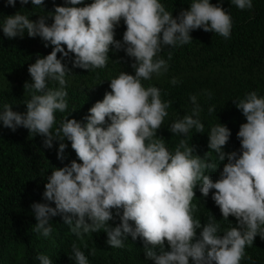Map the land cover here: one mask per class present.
I'll use <instances>...</instances> for the list:
<instances>
[{"label": "clouds", "instance_id": "obj_1", "mask_svg": "<svg viewBox=\"0 0 264 264\" xmlns=\"http://www.w3.org/2000/svg\"><path fill=\"white\" fill-rule=\"evenodd\" d=\"M87 1L54 4V11L39 15L38 20L20 11L7 16L0 13L4 37L23 39L27 33L52 47L50 54L38 55L28 66L31 81L24 88L32 89L33 94L24 102L26 111H14L11 104H4L0 125L13 132L23 127L31 135L41 136L47 149L58 141L57 159L62 163L67 159L65 141L76 154L70 164L55 167L46 177L45 202L30 206L37 221L32 230L49 237L52 218L59 216L81 243L86 234L101 229L112 248H123L128 236L142 239L145 256L154 264H241L245 258L251 260L246 247L257 236L264 239V97L251 91L243 99L232 100L246 118L237 133L238 151H224L232 133L220 123L208 132L209 151L202 157L187 139H181L174 152L169 151L158 131L172 102L162 101L160 88L142 84L168 71V61L159 54L189 44L191 32L202 29L226 40L231 37L233 20L223 7L224 0L216 4L191 0L190 7L182 8L175 17L165 8L170 0ZM19 3L24 6L29 0ZM230 3L239 10L253 8L252 0ZM16 4L17 0H5V6L15 8ZM31 4L44 8L45 0H31ZM121 21L126 25L123 36L116 31ZM120 51L132 59L134 75L122 71L108 80L103 100L89 109L83 121L69 119V114L53 131L55 113L66 112V97L72 88L79 89L78 98L96 96V82H85L86 75L107 67L109 53ZM74 68L82 74L70 75ZM50 82L58 87H49ZM171 83L178 81L173 78ZM190 99L192 114L168 128L175 136L187 137L193 129L205 133L199 118L201 106L195 95ZM215 110V105L208 108L209 113ZM225 159L227 163L214 181L208 173L217 171ZM197 186L200 196L207 198L212 193L222 220L231 216L237 223L221 232L214 216L205 224L195 219L198 209L192 201ZM117 218L120 222L115 226L109 223ZM72 253L70 259L76 264L97 262L95 249L87 254L73 243ZM36 259L40 264H53L44 254Z\"/></svg>", "mask_w": 264, "mask_h": 264}, {"label": "trees", "instance_id": "obj_2", "mask_svg": "<svg viewBox=\"0 0 264 264\" xmlns=\"http://www.w3.org/2000/svg\"><path fill=\"white\" fill-rule=\"evenodd\" d=\"M91 2L93 0L86 3ZM211 2L216 4L219 0ZM252 2V9L239 10L231 5L230 0H224L223 7L230 12L233 20L229 39L202 29L195 30L191 32L193 39L189 44L166 48L159 54L160 58L168 61L166 73L142 81L145 88H160L162 101L172 102L167 109L168 116L158 131L169 151L174 152L179 141L187 139L189 146H196L195 154L203 157L209 151L208 132L212 126L220 123L226 124L232 133L224 151L231 153V150L240 149L237 133L240 125L246 123V118L232 100L243 99L251 91H257L259 96L264 97V0ZM190 3L191 0H170L165 8L175 17L182 8H189ZM54 4L64 5L65 0H45L44 8L33 7L31 0L24 6L17 0L13 8L5 6V0H0V13L7 16L20 11L32 20H38L39 15L46 16L48 12L54 11ZM3 15L0 14V23L4 19ZM48 23L51 24L52 20L49 19ZM125 30L126 25L121 21L116 31L123 36ZM51 51L52 47H45L39 37L30 38L25 33L23 39H8L0 29V107L11 104L14 111H26L24 102L33 94L32 89L25 91L24 88V84L31 81L28 66L35 62L38 55L46 56ZM122 53L110 52L107 67L94 69L86 75L85 82H96V96L78 98L79 89L73 91L72 88L66 97V112L55 113L53 131L69 114V119L83 121L89 109L97 101L103 100L106 93L103 88L108 80L116 78L122 71L134 75L132 59ZM116 60H121V63ZM77 71L72 69L70 75L82 74ZM173 78L178 81L176 85L171 83ZM72 81V78L68 80V87ZM49 87L55 88L58 84L50 82ZM101 91L102 96H97ZM208 93H211V98ZM192 95L197 97V103L201 106L199 118L205 125V133H195L193 129L187 137L175 136L168 128L176 120L192 114ZM213 105L216 110L209 113L208 108ZM65 142L68 143L65 152L67 159L62 163L57 159L58 141L54 142L53 148L47 149L43 147L41 136L31 135L23 127L13 132L0 125V264H40L36 259L39 254L47 255L53 264H76L74 259H70L73 243L87 254L95 249L98 257L97 262L91 260L93 264H154V261L147 260L140 238L133 240L128 236L123 248H112L106 243L107 234L101 229L100 232L86 234L81 243L59 216L52 218L53 231L49 237L45 238L32 230L37 221L30 206L34 202H45L42 194L47 183L46 177L51 175L55 167H63L76 159L71 143ZM211 158H215V153L211 154ZM225 163L227 159L219 162L217 171L208 173L214 181L219 179ZM196 190H199V186L194 190L196 197L192 201L198 209L194 213L195 219L205 224L214 216L221 232L237 223L235 217L231 216L229 220H222V213L213 201L212 193L205 198ZM119 222L117 218L109 223L115 226ZM84 243L88 245L87 248H84ZM245 251L252 259L245 258L241 264H264V239L257 236L254 244L246 247Z\"/></svg>", "mask_w": 264, "mask_h": 264}]
</instances>
